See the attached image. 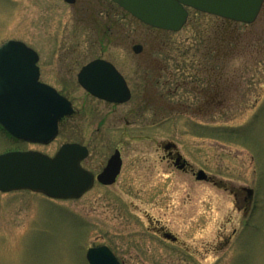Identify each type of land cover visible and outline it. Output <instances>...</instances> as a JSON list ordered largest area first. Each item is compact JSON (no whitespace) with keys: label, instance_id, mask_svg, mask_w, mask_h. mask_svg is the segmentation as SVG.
Returning a JSON list of instances; mask_svg holds the SVG:
<instances>
[{"label":"rangeland","instance_id":"374dc122","mask_svg":"<svg viewBox=\"0 0 264 264\" xmlns=\"http://www.w3.org/2000/svg\"><path fill=\"white\" fill-rule=\"evenodd\" d=\"M103 1L97 19L80 22L60 0H0V46L13 40L35 50L43 79L79 110L48 145L21 144L0 129V154L51 155L79 142L90 148L84 165L97 171L114 146L123 157L113 185L95 183L77 199L0 192V264H88L87 249L99 245L124 264H264V4L252 24L232 25L235 47L212 65L200 42L205 31L223 28L221 18L190 10L180 31H162ZM98 57L115 64L132 90L109 114L111 107L93 109L76 81ZM82 104L90 113L81 114ZM160 142L174 143L209 181L161 161Z\"/></svg>","mask_w":264,"mask_h":264},{"label":"water","instance_id":"95a60500","mask_svg":"<svg viewBox=\"0 0 264 264\" xmlns=\"http://www.w3.org/2000/svg\"><path fill=\"white\" fill-rule=\"evenodd\" d=\"M68 3L73 0H65ZM143 24L177 32L188 18V9L232 22L252 24L264 0H112ZM139 45L133 46L138 53ZM37 53L19 41L0 46V125L13 138L47 144L57 135V121L73 113L70 102L54 88L38 80ZM78 82L93 96L114 103L129 100L123 77L108 62L97 59L83 66ZM86 147L63 144L54 156L38 151H9L0 154V192L27 190L52 199H77L93 185V174L81 166ZM114 154L97 180L112 184L120 170ZM197 180L206 179L203 170ZM248 196L252 190L247 189ZM89 264H120L106 246L90 248Z\"/></svg>","mask_w":264,"mask_h":264},{"label":"flooded vegetation","instance_id":"af4514ba","mask_svg":"<svg viewBox=\"0 0 264 264\" xmlns=\"http://www.w3.org/2000/svg\"><path fill=\"white\" fill-rule=\"evenodd\" d=\"M60 1H62L63 3H65V4H67V5H71V6H73V9H74V15L75 16H78V20L81 22V16L82 17H84V18H86V16H92V18L93 19H97V18H95V17H93V16H96V15H98L99 14V12H100V9L102 8V4L103 3H105L103 0H73L72 2H70V3H68L67 1H65V0H60ZM93 4H95V5H97L98 7L97 8H94L93 9ZM98 9V12H95L96 10ZM81 12L83 13L82 15H81ZM83 20V19H82ZM99 26H100V24H98ZM99 29V28H98ZM142 50H143V48H142V46H141V50L139 51V53H141L142 52ZM133 51V50H132ZM138 53V54H139ZM97 59H103V58H101V57H98V58H94V59H92V60H90L89 62H87L86 64H84V65H82L81 67H80V70L82 69V67L83 66H85V65H87L88 63H90V62H92V61H94V60H97ZM104 61H106V62H108V63H110L115 69H116V71L123 77V79H124V81H125V83H126V85H127V87H128V90H129V93H130V97H129V100L128 101H126V102H124V103H114V102H109V101H107V100H104V99H101V98H98V97H96V96H93L91 93H89L88 91H86L85 89H83L80 85V87H81V89H82V91L84 92L83 94H84V96H86L89 100H91V101H93L94 103H95V105H94V108L93 109H97V106H99L100 107V110H101V106H103V107H106V108H108V107H111V108H109V109H104L106 112L105 113H107V114H109L110 112H116V108L117 107H119V106H122V105H124V104H127L130 100H131V98H132V90H131V88L129 87V84H128V82H127V80H126V78L123 76V74L119 71V69L116 67V65L115 64H113L112 62H110V61H108V60H106V59H103ZM36 66H37V69H38V80L40 81V82H42V83H44V84H47V85H50L46 80H44L43 79V66H42V62H41V60H40V58L38 59V61L36 62V64H35ZM144 69V68H143ZM79 70V71H80ZM79 71L77 72V74H76V81H77V83H78V74H79ZM145 71H148V69H145L144 70V72ZM57 89V88H56ZM57 91L62 95V96H64L69 102H70V104H71V107H72V109H73V114L72 115H70V116H65V117H63V118H61V119H59L58 120V123H57V126H58V134H59V131H60V127L62 126V125H64L65 123H66V121L69 119V118H71L72 116H74L75 114H79V110H77V109H75V107H74V104H73V102H72V100L69 98V97H67V95H65L63 92H61L60 90H58L57 89ZM160 97V96H159ZM147 97H145L144 95L142 96V100L143 101H145V99H146ZM160 100L161 101H163V97H160ZM96 101V102H95ZM164 102H165V100H164ZM85 105L84 104H82V109H81V114H86V113H90V110L88 109V108H86V107H84ZM99 109H98V111H100ZM159 111H161V110H159ZM99 113V112H98ZM96 115V113H94V116ZM119 120H124V122H125V124L126 125H130V122L126 119V118H124V117H120V118H118ZM103 123V121L101 120V119H99L97 122H96V125H97V129H98V127L101 125ZM16 142H20L21 144L23 143V144H25V145H27L28 143H26V142H22V141H16ZM66 143H73V142H66ZM75 143H79V142H75ZM62 144H64V143H62ZM61 144V145H62ZM80 145H82V146H85L86 147V149H87V156H86V158L85 159H83L82 161H81V166L84 168V169H86L87 171H89L90 173H92L93 174V177H94V182H93V185H92V187H91V189L93 188V186H94V184L95 183H97V184H100V185H102V186H110V185H113L115 182H116V180H117V178L119 177V175H120V173H121V170H122V166H123V157H122V150H121V148L120 147H118V146H114L113 148H112V150H110V153H109V155H108V157L106 158V160H105V162H104V164H102L101 166V169L99 170V171H97V170H91V169H89V168H87L85 165H84V163H85V161H86V159L88 158V156H89V154H90V148H89V146H87V145H85V144H81V143H79ZM29 145H31V146H37V145H40V144H29ZM59 148V147H58ZM57 148V149H58ZM57 149H56V151H57ZM15 150H36V149H15ZM156 150H162V155H161V157H160V160L161 161H168V162H170L171 163V165L175 168V169H177L178 171H182V172H186L188 169H190V166H189V164H188V162L180 155V153L177 151V147H176V145L174 144V143H172V142H166V143H163V142H160L159 143V145L157 146V148H156ZM39 151V150H38ZM55 151V152H56ZM54 152V153H55ZM53 153V154H54ZM118 154V157H119V159H120V170H119V173H118V175L116 176V179H115V181L112 183V184H110V185H105V184H102V183H99L98 181H97V176L103 171V169L105 168V166H106V164H107V162H108V160L110 159V157L111 156H113L114 154ZM53 154H51V155H53ZM49 155V154H48ZM191 171H192V169H190ZM196 173L197 172H193L192 171V174L195 176V179H196ZM209 176L207 175L206 176V179H203V180H200V181H209ZM197 180V179H196ZM197 181H199V180H197ZM91 189H89V190H91ZM88 190V191H89ZM87 191V192H88ZM233 196L235 197V198H237L238 196H237V194H233ZM162 237H163V239H165V240H167V241H171V242H175L176 240H177V238H176V236L175 235H173L171 232H167V231H163L162 233ZM99 246H101V245H99ZM95 247H98V246H95ZM108 247V246H107ZM90 248V247H89ZM109 249H110V251L114 254V256L117 258V260H118V262L120 263V264H124L123 263V261H121L120 259H119V257L117 256V254L115 253V251H113L110 247H108Z\"/></svg>","mask_w":264,"mask_h":264},{"label":"trees","instance_id":"16d2710c","mask_svg":"<svg viewBox=\"0 0 264 264\" xmlns=\"http://www.w3.org/2000/svg\"><path fill=\"white\" fill-rule=\"evenodd\" d=\"M92 6L94 9L95 4ZM222 20L223 28L215 27V30L211 28L210 30L205 31V36L202 42H200L203 47L201 55L203 56L204 63H212V65H215L223 58V54L226 53L227 55L226 51L229 48L232 50L235 47L237 38L234 36L232 25L237 23L229 20Z\"/></svg>","mask_w":264,"mask_h":264}]
</instances>
